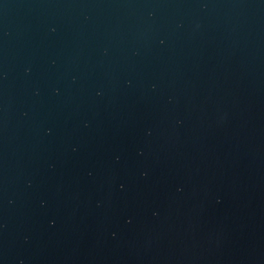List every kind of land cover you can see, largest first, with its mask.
I'll list each match as a JSON object with an SVG mask.
<instances>
[{
    "label": "water",
    "instance_id": "95a60500",
    "mask_svg": "<svg viewBox=\"0 0 264 264\" xmlns=\"http://www.w3.org/2000/svg\"><path fill=\"white\" fill-rule=\"evenodd\" d=\"M0 264H264V0H0Z\"/></svg>",
    "mask_w": 264,
    "mask_h": 264
}]
</instances>
